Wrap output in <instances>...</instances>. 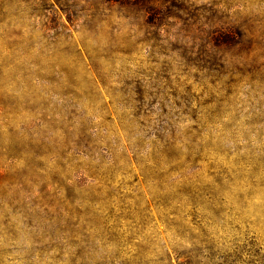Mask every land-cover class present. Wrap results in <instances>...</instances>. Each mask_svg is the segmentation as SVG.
Returning a JSON list of instances; mask_svg holds the SVG:
<instances>
[{
  "label": "rangeland",
  "instance_id": "374dc122",
  "mask_svg": "<svg viewBox=\"0 0 264 264\" xmlns=\"http://www.w3.org/2000/svg\"><path fill=\"white\" fill-rule=\"evenodd\" d=\"M0 264H264V0H0Z\"/></svg>",
  "mask_w": 264,
  "mask_h": 264
}]
</instances>
